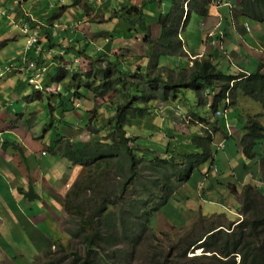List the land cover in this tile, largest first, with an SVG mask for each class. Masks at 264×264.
Wrapping results in <instances>:
<instances>
[{
	"label": "trees",
	"instance_id": "16d2710c",
	"mask_svg": "<svg viewBox=\"0 0 264 264\" xmlns=\"http://www.w3.org/2000/svg\"><path fill=\"white\" fill-rule=\"evenodd\" d=\"M237 1L238 14L247 21L264 25V0ZM209 2V0H202L203 5L201 8L198 7V10L194 5L196 0H189V7L185 13L183 3L175 1L172 6L173 11L161 15L157 21L160 33L156 40H152L148 33L150 25L145 19L143 9L135 6L124 8L123 11L129 17L126 20L129 25L123 28L124 31L130 33L139 29L144 33L143 42L154 50L151 63L144 68L139 67L131 71L124 58L116 55L110 59L106 53L98 51L95 46L88 47L89 50L83 54L91 63V71L82 75V79L86 80L82 85L78 83V87L82 86V89L93 92L100 98H105L114 92L113 95L118 94L120 100H114L117 104L106 129L102 130L105 133L102 140L84 143L70 140L66 136H59L50 147L53 152L64 157L71 165L83 169V176L72 185L66 194L64 210L70 217L79 220L75 223V230L69 232L74 237H79L84 246L85 255L81 257L76 250H73L69 255L61 257L57 264L68 259V256L72 258L71 264L124 262L127 260L126 253H116L109 249L121 242L137 245L142 240V234L147 227L145 224L148 223L150 216L145 209L147 202L142 200V197L152 200V195H154L158 199L155 211H160L162 207L169 204L168 199L172 193L173 181L178 183L187 181L189 173L193 169L200 173V167L207 164L208 160H210L209 165L214 164L210 153L213 138V130L210 131V128L203 127L205 133L201 135L192 136L189 129H184L181 133L189 137V141L191 140L192 150L195 147L200 152L191 154L188 152L189 145L187 147L182 144L184 141L171 144L168 140L165 154L169 155L165 158H154L153 153L149 152L151 148L142 145V137L127 135L134 127V121L149 116L148 109L151 102L180 101L187 104L190 112L191 104L195 101L189 98L186 92H194L199 105L215 114L219 108L225 107V100L230 101L228 108H232L236 100L244 96L259 104L260 110L264 112V67L262 64L249 74L239 72L238 75H228L216 68L215 59L209 54L193 59L189 69L167 71L160 67L161 57H180L184 54L179 28L181 25H183L182 29L185 25L187 27L192 10L201 15L207 14L205 6ZM135 23L137 26L132 30L131 25ZM103 33L110 34L109 32ZM102 61L106 63L103 69L97 65ZM146 68L154 69V72L145 73ZM124 70L128 71L126 75L123 74ZM62 71L67 72L66 69L60 70L57 74L58 80L69 78L68 73L63 75ZM74 76L77 75H72L69 79L74 81ZM67 93L42 94L44 96L41 100L44 97L49 100L48 106L51 113L57 109L60 110V114L69 113L73 111L71 102L78 100L82 95L79 91H74L71 93L73 96L69 98L66 96ZM39 94L41 92L35 91L32 102L38 100L36 96ZM140 96L142 99H138ZM51 99L53 101H50ZM139 104L141 107H138ZM228 108L225 111L226 116ZM194 117L198 119L197 124L210 125L200 113L195 112L189 120ZM221 119L224 121L218 124L221 129L219 131L226 136L227 126H232L235 120L229 122V119L225 121L224 117H218L217 121ZM249 120L244 127L246 133L238 140L240 144L237 143L243 148L242 154L246 160L255 161L257 158L263 181L264 156L259 155L257 151L260 147H264V125L259 121L258 116H253ZM184 126L189 127L188 124ZM67 127H69L68 124ZM91 128L86 129L89 134L101 132V130ZM171 133L172 131L169 130L168 135ZM205 136L206 140L203 141L202 138ZM171 138L173 137H169ZM168 148H172L173 151H169ZM253 148L256 152H253ZM106 170L126 184L134 181L140 188L139 193L134 191L135 199L125 202L119 211L107 212L111 205L116 204V201L110 198L111 192L107 189L109 181H107V188L101 192L97 191L99 173L107 172ZM126 184L123 189L127 186ZM231 188L235 186L232 185ZM241 193V205H244L243 219L236 225L230 224L225 227L218 223L204 229L198 237L184 243L186 248L183 250L181 259L177 260L178 262L171 261L170 264H180L183 259L188 261V264H264V192L255 186L246 184L242 186ZM76 201L79 203L75 204ZM86 210H88L87 215ZM197 249H202V254L186 257L188 253H193ZM64 250L65 248L61 247V251L64 252ZM156 264H165V261H157Z\"/></svg>",
	"mask_w": 264,
	"mask_h": 264
},
{
	"label": "rangeland",
	"instance_id": "374dc122",
	"mask_svg": "<svg viewBox=\"0 0 264 264\" xmlns=\"http://www.w3.org/2000/svg\"><path fill=\"white\" fill-rule=\"evenodd\" d=\"M106 0H103L105 2ZM18 0H0V3L2 5L1 13H0V35L3 31H9L12 32L13 30L18 33L20 37L21 44L23 45L24 40V34L20 32V29L16 27L12 22H14L13 19H11V15L15 12V7L17 6ZM56 3L58 1H55L54 3H50L47 11H51L50 17H44L43 19L39 20L41 21L42 26H44L45 21L51 20L54 18V16L59 12L58 6H56ZM164 3L168 6L171 5L169 0H164ZM63 5L65 7H68V13L65 14V18L62 19V22H73L74 17H81V10L75 9L72 7V5L69 3L68 0L63 1ZM122 6H114V14L119 16L118 24L121 26H117L114 24L112 26V29H109L111 32V35H114L115 37H118L119 29H123L124 27H127L129 25V22L124 20L122 17L123 13V4ZM215 7L222 6L226 9L227 12L232 11L233 8H236L234 5L233 0H214ZM131 6V5H130ZM132 7V6H131ZM136 7V6H135ZM156 7V8H155ZM138 8V7H137ZM141 8V7H140ZM41 9V3L37 2V0H30L27 3H24L22 6V11L27 12L33 17H36V13L39 12ZM188 9V8H187ZM152 11L146 10L145 11V19L148 21V25H150V29L153 26H156L159 30V24L157 23L160 15V10L157 9V6H152L150 9ZM163 10V9H161ZM186 11V8L184 9ZM222 13H225L222 8L220 10ZM16 14V19L18 18V13ZM26 15L22 16L20 21H23ZM29 16V15H28ZM125 16L126 13H125ZM195 18V16H194ZM193 18V19H194ZM35 21H37L35 19ZM133 21H135V18H133ZM38 22V21H37ZM44 24V25H43ZM111 24V21L107 23V26ZM136 23L131 25V29L136 28ZM179 28V36L182 40V43L185 44L186 36L189 35V32H196L198 33L200 30L199 21L196 19L189 22L187 27L183 30ZM186 26V25H185ZM123 27V28H122ZM51 30V28H50ZM150 34V32H148ZM211 32L208 33L207 30H203V38L207 37ZM59 35H56L51 38L52 42L55 40L59 42L61 40ZM151 36V34H150ZM71 38V36H69ZM121 40V39H116ZM109 41V39L103 38L100 41H92V45H96L97 50L100 52H103V46ZM190 40H188V43ZM66 42H68L66 40ZM90 43V42H89ZM132 43V42H131ZM134 47L132 49V45L130 44H123L120 42H115L112 44V50H110V55H118L123 56L124 58L128 59L131 66L134 67L139 61L140 57L143 61V65L148 66L153 56L152 54L149 56V52L147 47L144 49V43L142 40V33L140 36L139 42H134ZM193 43V41H192ZM6 42L0 41V66L5 68L7 66L6 62L10 58V56H14L18 49H15L16 47L13 45V43H9L5 45ZM56 44V42H55ZM138 44V45H136ZM3 45H5L3 47ZM9 45V46H8ZM50 45V44H49ZM80 49L84 48L86 46V43H81ZM106 46V45H105ZM104 46V48H105ZM187 46V45H186ZM142 47V48H140ZM92 48V47H91ZM152 48V47H151ZM15 49V50H14ZM4 51V52H3ZM80 51L76 47V44H73L72 48L66 51V55L61 54V50L59 48H53V52L50 55L49 61H44V69L48 72L50 77H46L45 83L46 85H43V80H39L41 82V86L43 85L44 89L36 96V101L30 102L32 100V96L35 93V91L32 90L31 86L29 85L27 80L22 77L20 82L25 83L23 86V89L18 87V91L21 90V99H13L12 103H15L14 108L11 110L12 114L17 115L16 117H21V115L26 113V111L31 112V114L25 115V117H22V121L26 123L33 124V133L39 138H43L45 135V142L48 141H54L58 139V132L60 127V133L63 134V125H54L52 122L53 119L51 117V113L48 107L49 100L45 98H42V94H49V93H66V96H69L71 98L73 94H71L74 91H79L82 97H80L78 100L71 102V110L73 112L67 113L68 116L66 117V122H70L74 127L72 129L67 130L66 136L70 140H75L78 142H84L87 141H99L102 140L105 133L104 129H106V126L108 124V121L110 120L111 116L114 113V108L117 103L114 102V100L119 101L120 98L117 96H114V92L107 95L105 98H100L99 96H96L93 92H89L86 89H82V86L78 87L79 84L82 85V83L86 79H82L83 74H87L90 69V62L80 58L79 54ZM42 56H38V66L40 67L42 62ZM55 57V59H54ZM258 61L260 64L264 66V56L258 54L257 55ZM77 61L78 63L74 62ZM54 62V63H53ZM82 63V66H79V64ZM6 64V65H4ZM164 64V63H162ZM161 64V65H162ZM4 65V66H3ZM81 65V64H80ZM103 64L98 65L102 69L105 67ZM165 65V64H164ZM123 68V64L121 65ZM83 70H82V68ZM2 68V69H3ZM67 69L66 71H62L61 74H67L69 75V78L72 75L75 79L74 81L72 79L66 78L64 80H58L57 74L60 70ZM133 69V68H132ZM264 69V68H263ZM133 71V70H132ZM146 72H154V69H148L146 68ZM156 71V70H155ZM229 72V71H228ZM82 73V75H80ZM128 73L127 70L123 71V74L126 75ZM250 73V72H248ZM231 74L238 75L239 71L235 70ZM84 76V75H83ZM120 78H124V76H120ZM6 79V77H3L2 80L0 79V86L3 84V81ZM48 83V84H47ZM79 83V84H78ZM46 86V87H45ZM84 87V86H83ZM186 95L188 96V92H186ZM95 96V97H94ZM112 97V99H110ZM190 98L195 101L194 104H191L192 109L191 113L197 112L199 109L202 111L204 117L208 119L209 124L207 127H210V131L213 130V138L212 143L210 145V153L214 159L215 162L216 158L217 162L216 165L220 169L219 174L218 170L215 169L211 172V167L213 164L209 165L210 160H208L207 166H203L200 169V173L195 169H193L189 173V177L187 178V181L178 183L176 181L172 182V193H170L168 202L169 204L165 207H162L160 211H155L158 199L153 196V199L150 200V198L142 197V200H146L147 205L145 207L146 212L150 214L148 223L146 229L144 230V233L142 234V240L137 245H128L125 242H121L120 244L116 245L114 248H110L109 251L113 250L116 253H126L127 260L124 262L120 261L118 264H156L157 261H165V264H170L173 262H178L177 260L181 259V255L183 253V250L186 248L185 242L192 240L193 238L198 237L204 229L209 228L210 226H214L218 223L224 225L225 227L230 226V224L236 225L243 219V208L244 205H241V189L242 186L246 184H250L255 187H261L260 190L264 192V185H260L259 178L257 176V173L255 172L256 168L255 165H249V167L245 166L243 167V164L241 163L240 169H231L230 175L227 176L228 170H227V161L225 162L223 159V156L227 155V159L229 156L228 153V145L223 143V147H221L223 137L225 135L219 134L218 132H215L216 130H221L218 126L217 118L215 117V114L211 110H207L199 105V102L197 100V97L194 92H192ZM110 99V100H109ZM138 99H142V96L138 97ZM11 101V97L7 99V104H9ZM73 104L74 107L73 108ZM252 106L256 109H261L259 104L254 102L253 100H248L244 103L242 102L240 104V108L244 109L245 106ZM28 106L24 111L22 107ZM138 107H141L140 104ZM192 110L194 112H192ZM237 111V110H236ZM234 112L231 116L228 115V119L230 121L241 120V115L238 112ZM251 111V110H250ZM149 116H147L145 119H137L134 121V127L130 132H128L127 135H134L138 137H142V145L145 147L151 148L149 151L150 153H153V157H160L165 158L169 154L166 153V146L168 143V140L171 142V144L179 143V141H184L182 144H185L187 147L189 145L188 152L191 154L197 153V149L194 147L192 150V142L189 141V137L184 134H179L177 131L180 130V128H177L176 125H179L181 123H188L189 129L190 127H197V129L191 131L190 129V135H201L204 134L205 131L202 129V127H199L198 125H193L191 120H189V117H191L190 112L188 111L187 104L182 103L180 101H167V102H151L149 105ZM71 115V116H70ZM80 115L83 116V119L81 120ZM58 118V116L56 115ZM253 117V116H252ZM62 120L64 118H61ZM261 122H264V117L260 118ZM229 121V122H230ZM207 124L200 125V126H206ZM58 126V127H57ZM54 127L55 130H52L51 128ZM92 127L94 129H98L101 132L97 134H89L86 129ZM77 128V130L75 129ZM91 128V129H92ZM238 128V127H237ZM169 130L172 131L171 134L168 135ZM228 131L231 135V138L228 137L226 140H228V144L231 147H235L233 138H236L235 132L233 128H228ZM151 132V133H150ZM167 133V134H166ZM216 133V134H215ZM151 135V136H150ZM167 136V137H166ZM169 137H173L169 139ZM183 137V138H182ZM204 139V140H203ZM203 141L206 140V136L202 138ZM238 142V141H237ZM236 142V143H237ZM239 143V142H238ZM155 145V146H154ZM143 146V147H144ZM241 147V146H240ZM157 148V149H154ZM169 149V148H168ZM145 150V149H144ZM156 150V152H154ZM169 151H173L172 148L169 149ZM181 151V150H180ZM148 152V153H149ZM174 153V152H173ZM243 148L240 150V154L243 156ZM224 154V155H223ZM258 154L264 156V149L261 150L258 149ZM237 154L234 156V159L236 158ZM246 159L244 156L242 157ZM232 164H237L236 160H231ZM238 160V158H237ZM70 166V163H69ZM253 167L255 169H253ZM79 170H77L75 179L70 185H66L63 191V198L62 202L64 205V200L66 197V194L70 191L72 185L83 176V169L81 167H78ZM107 171V170H106ZM217 172V173H216ZM210 175V176H209ZM220 175V176H219ZM222 176H226L225 178H222ZM256 178H254V177ZM208 178V179H207ZM235 180V186L236 191L234 188H231V185L227 187L229 183H233L232 180ZM108 183V188L107 186ZM126 183L123 182V180H119L118 178L114 177V174L107 172H100L99 173V186L97 191L101 192L104 190V188L109 189L110 198L112 200L116 201L115 205H111L108 208L107 212L110 211H119L125 202H128L129 200L135 199L134 191L140 192V188L138 185L133 182H127V186L123 189L124 185ZM132 184V185H131ZM175 193V194H174ZM159 194V193H157ZM141 197V196H140ZM151 197V196H150ZM252 198H254V195H252ZM155 201V202H153ZM157 201V202H156ZM79 203L76 201L75 204ZM85 214H88V210L85 211ZM79 222V220H76L75 217H70V215L64 211V216L60 220L59 228L55 231L58 233V246L55 245L53 248L47 249L48 251L42 253L41 255H36L34 253L28 254L25 258V262H23L22 258L19 259L18 262L14 264H57V261L61 259L64 255H69L71 251L76 250L78 252V255L83 257L85 255V249L84 246L81 244V241L79 237H74L69 231L75 230L76 225L75 223ZM231 229V228H229ZM61 236V237H60ZM4 238V237H3ZM12 241H14L11 237H6L3 240H0V245L5 246L3 243H8L11 245ZM13 244V243H12ZM61 247H64V252L61 251ZM15 251H17V247H12ZM202 249L194 250L193 253H188L186 257H191L194 255H200L202 254ZM40 253V252H39ZM66 253V254H65ZM107 253V251H106ZM7 255H5L0 262L2 264H12L15 262L12 259L6 258ZM68 256V259L62 260L60 264H71V257ZM3 260L5 262H3ZM176 260V261H175ZM78 264V263H76ZM180 264H188V261L185 259L181 260Z\"/></svg>",
	"mask_w": 264,
	"mask_h": 264
},
{
	"label": "crops",
	"instance_id": "0c3cea01",
	"mask_svg": "<svg viewBox=\"0 0 264 264\" xmlns=\"http://www.w3.org/2000/svg\"><path fill=\"white\" fill-rule=\"evenodd\" d=\"M29 1L30 0H18L15 12L11 15V19L14 20L12 23L16 27H18L17 25L22 16L29 15L32 18L30 14L22 11L23 4ZM55 1H58L56 6L60 7L59 12L53 19L45 21V25L43 24L44 28L40 31V33H42L43 47L46 49L50 44L54 46V48H58L59 44H67L66 38L71 36L73 40H69L71 44L67 46V49H71L75 43L80 51V53H78L80 58L83 57L87 60L83 54H85L86 50H89L88 47L90 48L93 46V42H91L92 39L93 41H100L103 38L109 39L105 44L106 46L104 45L105 48L103 46L102 51L106 53L110 59L116 56L115 54L110 55L113 43H128L132 45L133 49L134 42H139L142 33L139 29L131 31L130 33L125 32V29H119L118 37L111 35L109 29H112L114 24L116 27H121L117 19L119 16L114 14V6H122L121 4H123V9L130 5L138 8L141 7L144 14L146 10L152 11L150 10L152 6H157V9L160 10V15H165L173 11L172 6L175 1L182 2L184 6V3H187L188 0H169L171 3L170 6L165 4L164 0H106L105 2H103V0H68L73 8L81 10V17H74L73 22H62V19L65 18V14H67L69 10L68 7L63 5L64 0H37V2L41 3V9L32 20L36 19L41 24L39 18L44 20L45 16L50 17L51 11L47 10L50 9V3L55 4ZM209 1L210 2L205 6L207 14L201 15L192 10L190 22L195 19L199 21L200 30L198 33L189 32V35L185 37L187 41L184 39V54L180 57H161L159 61L160 67L167 71L171 69H189L192 66L193 59H198L204 55L210 54L215 59L216 68L228 75L235 70L241 73H252L256 70V67L260 65L257 55L260 54L264 56V25L247 21V19L238 14L236 11L238 8L237 0H233L236 8H233L230 12H227L222 6L215 7L213 5L214 0ZM194 5L196 9L198 7L201 8L203 5L202 0H196ZM1 7L2 5L0 3V9L3 10ZM188 7L187 4L185 8L187 9ZM220 8H222L225 13L219 11ZM15 13H18L17 19ZM122 16L124 20L129 18L125 16V13H123ZM109 21H111V24L107 26ZM55 22L64 23L67 26V31L61 34L63 39L60 42L55 40L52 42L51 40L53 35L49 31V27ZM246 24H248L249 28L246 27ZM185 28L186 26L184 29ZM204 29L207 30L208 33H211L203 38ZM103 32H109L110 34ZM1 33L3 34L0 35V41L12 42L16 47L15 49H18V52L14 56L20 59L24 49V43L23 45L21 44L18 33L14 30L12 32L3 31ZM159 33L160 30H158L156 26H153L150 29L151 39L156 40L159 37ZM143 37L144 33H142V40ZM188 40H190V43H188ZM55 42L57 44H55ZM81 43H86V46H88L80 49L79 45ZM94 46L96 47V45ZM146 47L149 56L151 54L154 55L153 48L144 43L143 48L145 49ZM44 48L43 50L45 53L41 58L42 60L49 61L48 52ZM19 54H21V56H18ZM14 56H10L6 64H9ZM121 57L124 58L123 56ZM124 60L130 66L131 71L139 67H145L141 57L140 61L134 67L131 66L128 59L124 58ZM262 61L264 62V60ZM103 63V66H105L106 63L103 61L97 63V65ZM80 64L79 65L82 66V63ZM2 68L3 67L0 66V73ZM88 71H90V69ZM47 73L49 74V71ZM3 77H6V79L0 86V240L11 237L14 241H12L13 244L11 243V245L8 243H3L5 246L0 245V261L7 255L6 258L14 260L15 262L12 263L14 264L18 262L20 258L25 262V258L28 254H36L38 251L36 255H41L48 251L47 249L53 248L55 245L58 246L59 237L55 230L59 228V222L63 218L65 211L62 202V194L65 186L70 185L74 181L76 172L79 168L71 164L69 166V162L64 157L57 152H53L50 148L53 146L52 141L47 140L45 142V135L43 138H39L37 134L35 135L33 133V124L22 121V117L31 114V112L25 110L28 106L22 107L23 111L25 110L26 113H23L21 117H16V113H11V110L15 106V103H12L13 99L22 98L21 90L18 91V87L23 89L25 83L20 82L19 79L23 76L16 70L5 73L2 78ZM2 78L0 79L2 80ZM191 94L192 92H188L189 98ZM10 97L11 101L7 104V99ZM248 100L251 99L242 96L239 100H236V104H234L232 108H228L227 118L228 115L231 116L237 110L236 112L241 115V120L238 122L237 120H233L234 123L231 124L232 126L229 125V127H233V130L236 131L235 135L238 137V139L233 138L235 147H231L228 144V140L222 135L224 143L228 145V159L236 160L237 162V164L234 165L227 159V155L223 156L224 161H227V176L230 175L232 168L240 169L241 163L243 167H249V165H255V168L258 167L257 158L255 161H247L242 158L243 156L240 154L241 147H239L240 142L239 144L236 143L246 133L244 127L252 116H258L260 122V118L264 117V112L259 109L255 111V108L253 106L251 108V105L245 106L244 109L239 107L242 102L245 105V102ZM50 101L53 100L51 99ZM30 102H32V100H30ZM197 112L204 118L202 111ZM190 115L194 114L190 112ZM67 116V113L60 114L59 109L51 113L52 122L54 124L58 123L60 126L63 125V134L61 135L59 127V130H57L58 136H66L67 130L72 128V126H69V128L67 127L65 121ZM61 118L64 119L62 120ZM79 118L82 120L83 116L80 115ZM197 121L198 119L195 117L191 119L193 125L201 127L200 124H197ZM221 121L224 120H219L218 124ZM261 123L264 125V122ZM181 124L182 125H176L177 128H180V130L177 131L178 135L182 133L184 129H189V127L185 128L184 126V124L188 123ZM207 126L208 124L202 126V128L205 127L209 129L210 127ZM51 129L55 130L54 127ZM75 129L77 130V128ZM190 129L193 131L197 129V127H190ZM215 132L222 134L219 130ZM260 148L261 150L264 149V147ZM42 153H45V155H42ZM236 154L237 156L234 159ZM217 159L218 158H216V162ZM203 166H206V164ZM203 166H201L200 169ZM255 168L253 167V169ZM217 170V174H219L220 169L218 167ZM211 172L212 171H210V173ZM257 176L261 178L260 172H258ZM225 177L226 176H222V178ZM232 182L233 183H229L227 187L229 185H231V187L235 185L234 179ZM11 246L17 247V251L11 248ZM3 262L5 261L3 260ZM0 264H2V262H0Z\"/></svg>",
	"mask_w": 264,
	"mask_h": 264
},
{
	"label": "clouds",
	"instance_id": "9594fccd",
	"mask_svg": "<svg viewBox=\"0 0 264 264\" xmlns=\"http://www.w3.org/2000/svg\"><path fill=\"white\" fill-rule=\"evenodd\" d=\"M188 2H189V0L187 1V3H184V9H185V7L187 6V4H188ZM60 3H62V2H60ZM124 10V9H123ZM188 9H186V11H187ZM0 13H1V9H0ZM2 14V13H1ZM2 15H4V14H2ZM37 24V25H36ZM26 25V27H27V30H28V32H25L24 31V26ZM18 28L20 29V32L21 33H24V34H26V33H29V35H27V36H24L23 37V39H24V49H23V52L21 53L22 54V56H21V54H19L18 56H21V58L19 59L17 56L15 57V59H14V57L11 59L12 61L9 63V64H7V66L6 67H8L9 65H11V64H14V66H15V68L14 69H11V70H9V71H6L5 69H6V67L5 68H3L2 69V71H1V73H0V78H2V76L5 74V73H10V72H12V71H19L18 70V68L16 67L17 66V64L19 63V62H21L22 60H23V58H25V57H27L28 59H35V60H38V56H43V54L45 53V51L43 50V46H44V44H43V41H42V33H40V31H42L43 30V28H44V26H42L39 22H37V21H35V20H32V18L30 17V16H25V19L23 20V21H19V23H18ZM38 26V27H37ZM246 27L247 28H249V26H248V24H246ZM50 28H51V30H50ZM49 31L51 32V34L53 35V37L54 36H56V35H59V37L61 38V40L63 39V37H61V34L63 33V32H66L67 31V26H66V24H64V23H53L50 27H49ZM33 32H35L36 33V38H38V40H39V44H38V46L40 47V49H41V51H40V54L39 55H37V56H34L35 55V53H34V51H35V49L37 48V47H33V48H31V50H28V51H26V43H27V40H28V38L32 35V33ZM3 34V33H2ZM107 39V38H106ZM60 40V41H61ZM66 40H73L72 38H69V37H67L66 38ZM59 41V42H60ZM6 42V44L5 45H7V44H9V43H12V42H8V41H5ZM75 44V43H74ZM5 45H3V47L5 46ZM49 47L47 48L46 47V49L45 50H47V52H48V55H49V58H50V55H51V53L53 52V48H54V46H51V45H48ZM58 48L61 50V54H62V51H64L65 52V54H62V55H66V51L67 50H69V49H62V48H60V46H58ZM83 58V57H82ZM54 59H55V57H54ZM84 59V58H83ZM42 62H43V65H44V61L42 60ZM75 62V61H74ZM76 63H78V62H76ZM80 66V65H79ZM67 70V69H66ZM20 72V71H19ZM22 74V73H21ZM81 75H82V73H81ZM22 76L27 80V78H26V76H25V74H22ZM46 77H49V74L47 73V71H46V73H45V77H44V79H43V85H46L45 84V80H46ZM28 82V81H27ZM29 84V83H28ZM30 85V84H29ZM43 85L41 86V89H40V91L42 92L43 91V89H44V87H43ZM31 88H32V90H35V91H38V90H36V89H34V87L33 86H31ZM228 101V102H227ZM230 103V101L227 99V100H225V107L224 108H219L220 110H224V109H226L227 110V108H228V106L230 105L229 104ZM76 106H78V105H76ZM76 106H73V108L74 107H76ZM225 110V111H226ZM73 112V111H72ZM215 117L216 118H218L217 116H216V114H215ZM222 117V116H221ZM220 118V117H219ZM225 121H227L228 120V118H227V116L225 115ZM69 126H73L70 122H66ZM69 128V127H68ZM72 128H74V127H72ZM72 128H69V129H72ZM228 128H230V127H228L227 126V135L225 136V138H228V137H230L231 138V135H230V133H229V131H228ZM231 128H233V127H231ZM67 137V136H66ZM75 141V140H74ZM223 143H224V140L222 141V144H221V147H223L224 145H223ZM239 147H240V145H239ZM198 152H200V151H197V153ZM253 152H256L255 151V148H253ZM42 154H44V153H42ZM244 159V158H243ZM215 157H214V159H213V162H214V164L212 165V167H211V171H214L215 169H217V166H216V163H215ZM244 160H246V159H244ZM247 161H249V160H247ZM69 162V161H68ZM70 163V162H69ZM206 163H208V161L206 162ZM203 164H205V163H203ZM201 165V164H200ZM256 171V173L258 174V172H260V166H258L256 169H255ZM217 173V172H216ZM211 174V173H210ZM220 176V175H219ZM260 176H261V178H259V183H260V185L262 186V185H264V180L262 181V174H261V172H260ZM254 177V176H253ZM255 178V177H254ZM256 179V178H255ZM235 186V185H234ZM256 186V185H255ZM235 188H236V186H235ZM234 188V189H235ZM259 189L261 188V187H258Z\"/></svg>",
	"mask_w": 264,
	"mask_h": 264
},
{
	"label": "built area",
	"instance_id": "2783aa9c",
	"mask_svg": "<svg viewBox=\"0 0 264 264\" xmlns=\"http://www.w3.org/2000/svg\"><path fill=\"white\" fill-rule=\"evenodd\" d=\"M24 31L28 32L26 25L24 26ZM39 40L36 38V33L33 32L32 35L28 38L27 43H26V51L31 50L33 47H37L34 51L35 55L37 56L40 54V47L38 46ZM62 54H65L64 51H62ZM77 62V61H75ZM20 73L25 74L27 81L30 85L34 87L36 90H40L41 87L38 86L39 80H43L45 77L46 70L44 69L43 64L39 67L37 60L35 59H28L27 57L23 58L21 62H19L16 66ZM15 66L14 64L9 65L6 67V71H9L11 69H14ZM40 78V79H39ZM228 102V101H227ZM225 110H220L218 109L216 111V116L217 117H224L225 118Z\"/></svg>",
	"mask_w": 264,
	"mask_h": 264
},
{
	"label": "bare ground",
	"instance_id": "6f19581e",
	"mask_svg": "<svg viewBox=\"0 0 264 264\" xmlns=\"http://www.w3.org/2000/svg\"><path fill=\"white\" fill-rule=\"evenodd\" d=\"M26 16L28 17V15H26ZM23 34H24V33H23ZM27 35H29V33L24 34V36H27ZM67 41H68L67 44H59L60 48H62V49H67V46L71 44L69 40H67ZM56 44H57V43H56ZM39 79H40V78H39ZM37 85L41 87V82H38ZM38 91L41 92L40 90H38ZM42 155H45V153L42 154Z\"/></svg>",
	"mask_w": 264,
	"mask_h": 264
}]
</instances>
